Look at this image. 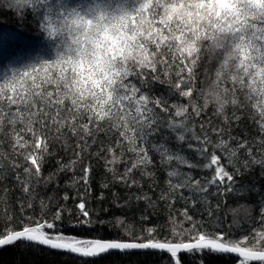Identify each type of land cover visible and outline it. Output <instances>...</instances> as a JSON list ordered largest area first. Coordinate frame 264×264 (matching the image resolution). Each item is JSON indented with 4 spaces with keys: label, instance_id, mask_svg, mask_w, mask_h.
Returning <instances> with one entry per match:
<instances>
[{
    "label": "snow or ice",
    "instance_id": "obj_1",
    "mask_svg": "<svg viewBox=\"0 0 264 264\" xmlns=\"http://www.w3.org/2000/svg\"><path fill=\"white\" fill-rule=\"evenodd\" d=\"M0 10L31 17L48 41L33 48L0 30V249L24 242L81 262L155 251L162 264L207 252L264 264V195L244 181L264 174V0H0ZM93 161L105 172L101 203L116 185L127 191L112 190L100 211L90 207ZM62 177L75 197L55 194ZM252 193L258 209L237 205L243 222L234 212L227 223V198ZM141 202L139 227L101 216ZM161 202L166 224H151ZM105 227L120 234H95Z\"/></svg>",
    "mask_w": 264,
    "mask_h": 264
},
{
    "label": "trees",
    "instance_id": "obj_2",
    "mask_svg": "<svg viewBox=\"0 0 264 264\" xmlns=\"http://www.w3.org/2000/svg\"><path fill=\"white\" fill-rule=\"evenodd\" d=\"M0 30L3 31H12L19 32L21 37L20 43L22 45H28L33 48L44 47L47 48L48 41L42 39L40 35L36 32L35 24L31 17L24 19L23 21L17 18V15L13 11L0 10ZM244 125H247V121L244 122ZM95 151V149H93ZM194 157V153H189ZM93 166L95 168V174L93 177V193H92V204L90 207L95 208L97 211H100L101 208H109L112 204V190L118 191L121 194V197L127 195V191L121 186L116 185L114 189L106 191L105 196L107 199L101 203L96 197L100 191V183L102 177L105 175L104 168L101 165H97L95 161H93ZM51 165L49 169H46V173L51 169ZM197 177L199 176H210V172H199L195 173ZM67 177L61 178L60 189L55 191L56 195H61L64 191H68L69 195L75 197L76 191L75 189H66L64 187L63 181ZM110 178V177H109ZM163 180V175L161 174V181ZM244 181L248 183L255 182L259 185L260 194L264 195V174H262L260 168H256L249 175L244 177ZM5 185H0V188ZM8 187H12L9 183ZM147 185H145V191H147ZM131 191H136V189H132ZM156 193L159 192V189L155 190ZM48 194H54L53 189L48 190ZM20 193L18 190H13L10 196V203L15 204V200L19 197ZM155 197V194H154ZM216 201L214 200V203ZM68 206H73V200L70 199L68 202ZM251 204L256 206L258 209V199L257 194L252 193L245 197L234 198L229 196L227 198V203L222 205L221 208V216L227 214V223H230L233 219V213H236V218L243 222L244 214L242 208L238 209L237 205H245ZM145 205L141 202L140 204H133L131 210L129 209H118L116 207H111L110 211L107 215L101 213V216L104 219L114 218L115 216L124 215L127 217L129 223H134L137 227L140 226V221L138 219L140 210L143 209ZM183 207V202H177L174 208V212L178 215L179 209ZM15 212V219L12 224L15 227H19V220L21 219L18 208H13ZM29 215H38V211L36 213H28ZM149 214L151 216L150 223L156 225H164L166 224V217L169 215V210L166 206L165 202H161L159 204V208L156 211H152L149 209ZM203 218V217H200ZM67 225V217L65 218V226ZM245 229H247V224L244 225ZM73 231L81 232L86 231L82 229H75ZM95 234H100L103 238H115L120 232L117 228L109 229L107 227L98 229ZM164 234H167V231H164ZM247 235V231L243 233H238ZM234 256L228 254H216L209 255L207 252L201 256H184V260L186 264H197V261L203 259L204 264H234ZM166 256H161L155 251H131L127 253L111 252L108 255L102 256L96 260H89L86 262H81L77 257L73 255L65 254L62 251L50 250L48 247L44 246H34L33 244H26L24 242H19L15 246H6L3 249H0V264H162V260L166 259Z\"/></svg>",
    "mask_w": 264,
    "mask_h": 264
},
{
    "label": "water",
    "instance_id": "obj_3",
    "mask_svg": "<svg viewBox=\"0 0 264 264\" xmlns=\"http://www.w3.org/2000/svg\"><path fill=\"white\" fill-rule=\"evenodd\" d=\"M44 247H46V246H44ZM138 251H139V250H138ZM113 252H117V251H113ZM228 255L234 256V254H228Z\"/></svg>",
    "mask_w": 264,
    "mask_h": 264
}]
</instances>
